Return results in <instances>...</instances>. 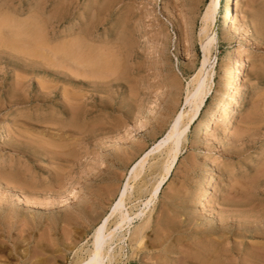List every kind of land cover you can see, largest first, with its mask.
Listing matches in <instances>:
<instances>
[{
  "label": "rangeland",
  "instance_id": "1",
  "mask_svg": "<svg viewBox=\"0 0 264 264\" xmlns=\"http://www.w3.org/2000/svg\"><path fill=\"white\" fill-rule=\"evenodd\" d=\"M209 3L0 0V264L89 259L97 228L127 184L123 210H145L147 227L133 223V232L143 225L142 240L126 239L121 250L114 245L112 264H264V0H243V14L233 19V26H247L252 41L222 37L228 0H221L213 93L233 48L250 59L238 89L253 87L232 133L227 138L222 132L220 108L210 128L217 144L196 133L198 121L170 180L149 208L143 204L168 158V148L167 155L159 151L163 141L190 105ZM232 102L229 97L224 104L228 111ZM145 156L144 171L132 178V166ZM213 160L219 166L208 211L195 201ZM117 219H109L108 229ZM247 224L261 232L244 231Z\"/></svg>",
  "mask_w": 264,
  "mask_h": 264
},
{
  "label": "bare ground",
  "instance_id": "2",
  "mask_svg": "<svg viewBox=\"0 0 264 264\" xmlns=\"http://www.w3.org/2000/svg\"><path fill=\"white\" fill-rule=\"evenodd\" d=\"M211 3H209V6L206 7V10L204 11V15H203V22H202V27L200 30V34L202 36V41L200 40V42H202V50L204 51V59L202 61V63L200 64L201 66L196 70L195 75L193 76L192 81L190 82L189 86L193 87V91L190 92L188 91V99L189 101V107L187 111H184L180 114L179 119H178V125H177V130H175L164 142L165 145L162 146L160 148V152H164L166 148H168L169 152L168 153V158L167 161L163 162V167H162V172L161 175H157L156 182L154 183L151 191H150V197L146 200V203H143L145 208H149V206L152 204L153 201H155L158 198L159 192L161 191V189L164 187L165 184H167V182L170 180L173 171L175 170L177 164H178V160H179V156L182 152V145L183 142H186L187 139V133L189 131V129L194 126L198 121V132L196 130V133L202 134L203 135H208L209 136V141L212 142H208L209 144H214L218 141V138L216 136V134L214 133V131H211V127L214 126V116L216 114V111L218 110V108L221 109L222 111V115H221V120H222V124L224 125V129H223V134L225 137H229L230 133H232V130L234 129V124L236 123V121L238 120L239 114L242 112V108L246 105L247 101H248V96L251 94V92H253V87L252 86H247L246 84L244 86H242V88L240 87L238 89V82H239V76L240 73L243 71H245L246 69H248V67L250 66V59L248 58L249 54L247 51H243L242 55L238 54V51L236 48H233L231 51H229L228 53V62L227 66H229L222 78L220 79L219 82V90L216 91V94L214 95L213 93V83H214V76H215V65H216V56H212V52L213 51H217V46L219 45V35L217 33V28H218V23H219V17H220V6H221V0H210ZM226 5V4H225ZM243 6V0H228V4L225 7L223 13L221 14V24H222V31L224 32V36L222 37H229L232 38L234 36H239V38L243 37L244 39H249V34H248V30H247V26L245 27V25H234L236 26L235 28L233 26V19H237L238 17L241 16V14H243L242 8ZM224 8V7H223ZM235 17V18H234ZM11 20V19H10ZM245 21V20H244ZM13 22V21H12ZM8 23V22H7ZM237 23V21H236ZM241 23H243L241 21ZM249 23V22H248ZM4 24H6L4 22ZM249 27V26H248ZM9 28V27H7ZM12 29V28H11ZM21 29V28H20ZM259 29V27L257 28ZM256 28L254 29L257 30ZM19 30V29H18ZM19 31H17L18 33ZM250 32V31H249ZM257 31H255L256 33ZM254 33V32H253ZM260 33V34H259ZM259 33L257 32V35H261L262 33L259 31ZM20 34V33H19ZM221 35V34H220ZM11 36V35H10ZM41 36V35H40ZM39 36V37H40ZM200 36V35H199ZM232 36V37H231ZM263 36V35H262ZM260 37V36H259ZM242 38V40H243ZM257 38V37H256ZM225 38H223L224 40ZM233 39V38H232ZM245 39V41H246ZM251 41L253 40L252 38H250ZM249 39V40H250ZM264 39V37H263ZM15 40V39H14ZM32 40V39H31ZM37 40V39H36ZM248 40V41H249ZM262 40V39H261ZM24 41V40H23ZM34 41V40H33ZM38 41V40H37ZM244 41V40H243ZM255 41V40H254ZM253 41V42H254ZM11 42V41H10ZM17 42V41H16ZM15 42V43H16ZM258 42V40H257ZM20 43V42H19ZM246 43V42H245ZM249 43V42H247ZM246 43V44H247ZM39 44V43H38ZM32 45V44H31ZM40 45V44H39ZM247 46V45H246ZM13 47V46H10ZM17 48V47H16ZM23 48V47H22ZM27 48V47H26ZM72 48V47H71ZM19 49V48H18ZM25 49V48H24ZM31 50V48H30ZM22 51V50H21ZM33 51V50H32ZM43 51V50H42ZM73 54V53H72ZM36 55V54H35ZM34 55V56H35ZM32 56V55H31ZM41 56V55H40ZM106 56V55H105ZM36 57V56H35ZM34 57V58H35ZM29 58V57H28ZM32 58V57H31ZM86 58V57H85ZM39 59V58H38ZM48 58H46L47 60ZM50 60V59H49ZM103 61V60H102ZM100 62V61H99ZM94 63V62H93ZM54 67V66H53ZM90 68V67H89ZM91 69V68H90ZM193 69V68H192ZM224 70V69H223ZM101 75V74H100ZM98 77V76H97ZM221 77V76H220ZM94 78V77H93ZM209 79V83H207L205 80ZM102 80V79H101ZM208 81V80H207ZM205 82L207 84H209L208 87L205 86ZM241 83V82H240ZM242 84V83H241ZM191 87V89H192ZM190 90V89H189ZM233 92V95H232ZM235 92V94H234ZM212 95V100H211V105L208 107V109L206 111L203 112V106L205 104V101L207 100L208 96ZM231 97L233 100H235V103L232 102L229 109H231V111H228V109L225 107V103L228 100V98ZM257 107V106H256ZM207 108V107H206ZM260 111V110H259ZM249 113V112H248ZM259 113V112H258ZM255 114V113H254ZM253 114V115H254ZM257 114V113H256ZM252 115V116H253ZM262 115V114H261ZM202 116H203V120H202ZM256 118V117H255ZM254 116H253V120H255ZM258 118V117H257ZM251 119V118H250ZM249 119V120H250ZM220 121V119H219ZM255 123V121H248L247 124H252ZM221 123V122H220ZM262 124V123H261ZM246 126V125H245ZM251 126V125H250ZM249 127V126H248ZM248 128H244L241 131V135L243 136L244 132L247 131ZM214 130V129H213ZM212 132V133H211ZM217 132V131H216ZM221 132V133H222ZM239 134V135H240ZM222 135V134H221ZM224 138V137H223ZM231 138V137H230ZM238 138V137H237ZM208 139V138H207ZM220 139V138H219ZM227 141V139H225ZM230 139H228L229 141ZM244 140V138H243ZM162 141V140H161ZM224 141V139L222 140ZM221 142V141H220ZM205 144V143H204ZM215 144V145H216ZM214 147V146H213ZM203 148V147H202ZM206 148V147H205ZM200 149V148H199ZM167 152L165 151L166 155ZM264 154V149L262 150V152ZM162 154V153H161ZM147 155V154H146ZM150 155V154H149ZM148 156L142 157V160L137 162L135 165L132 166L131 169V177L132 178H137V176H139L145 169V162L147 160ZM210 168L207 171V173L205 174V177L203 178V182L201 183V187H200V193L199 196L196 198L195 203L197 204V207H200L201 209H207L208 210V204H209V200H210V192H211V186H212V182L213 179L215 178L216 173L218 172V162L216 160L210 161ZM162 165V163H161ZM156 164L152 163V165H150L149 169L150 172L155 169ZM159 167V166H158ZM160 170V169H159ZM158 172V171H157ZM156 175V174H155ZM153 175V177L155 176ZM203 177V176H202ZM151 178V177H148ZM255 178V177H254ZM202 180V179H200ZM144 181V180H143ZM153 181V179H152ZM200 183V182H199ZM214 183V182H213ZM127 184V183H126ZM149 185L150 182L148 183ZM200 185V184H199ZM198 185V186H199ZM140 187V186H139ZM146 187V186H145ZM246 187V186H245ZM148 188V186H147ZM127 189H128V184L125 187V192L123 193L122 197L119 199V201L115 204V207L113 208V211L111 213V215L105 217L104 219V223L102 224V226L100 228H97V231L94 234V240H93V248L89 254V259L85 260L84 262H82L81 264H112V262L115 260V256H116V250H115V246L117 245L119 246V244L122 241H125L126 239L129 241H137L139 243V241L142 240V231H143V225L145 226L144 222V217L145 215V210L140 211L136 214L133 215H129L127 214V212L125 213V210H123V206H124V202L126 200V194H127ZM144 190V189H143ZM141 189V191H143ZM145 192V190H144ZM143 192V193H144ZM249 192V191H248ZM17 193V192H16ZM212 193V192H211ZM195 194V193H193ZM17 195V194H16ZM217 195V194H216ZM191 198V197H190ZM189 198V199H190ZM213 199V198H212ZM20 200V199H19ZM25 200V199H24ZM28 200V199H27ZM26 200V201H27ZM254 200V199H253ZM18 201V200H17ZM186 201V199H185ZM193 201V200H192ZM28 202V201H27ZM29 203V202H28ZM186 203V202H185ZM243 203V202H242ZM31 204V203H30ZM29 204V205H30ZM33 204V203H32ZM184 203H181L179 205H182ZM34 205V204H33ZM189 205V204H188ZM243 205V204H241ZM247 205V204H246ZM250 205V203L248 204ZM191 206V205H190ZM189 206V207H190ZM193 206V205H192ZM191 206V207H192ZM244 206V205H243ZM254 206V205H253ZM251 206V207H253ZM181 207V206H180ZM186 207V206H185ZM188 207V208H189ZM196 205L194 208H197ZM208 207V208H207ZM212 207V206H211ZM210 207V208H211ZM187 208V207H186ZM250 208V207H249ZM198 209V208H197ZM200 209V210H201ZM244 209V208H243ZM245 209H247L245 207ZM251 209V208H250ZM250 209H248L249 211H251ZM185 210V209H184ZM187 210V209H186ZM210 210V209H209ZM208 210V211H209ZM242 210V209H241ZM247 210V211H248ZM254 210V209H253ZM199 211V209H198ZM204 211V210H203ZM260 211V209H259ZM185 212V211H184ZM196 212V211H195ZM200 212V211H199ZM206 212V211H205ZM211 212V211H210ZM213 212V211H212ZM185 213H188L187 211ZM201 213V212H200ZM256 213V212H255ZM195 214V213H194ZM205 213L203 212L202 215H204ZM213 214V213H212ZM254 214V213H253ZM263 214V213H262ZM116 215L117 221L115 222V228H109L107 227V223L109 221V219ZM210 215V213H209ZM169 216V214H168ZM214 216V215H213ZM204 217V216H203ZM202 217V218H203ZM257 217V216H256ZM262 217V216H261ZM148 218V217H147ZM151 218V216H150ZM149 218V219H150ZM205 219V218H204ZM245 219V218H244ZM254 219V218H253ZM143 221V223H139V227L137 229H135V231L133 232L131 230V226L133 225V223H135L136 221ZM264 220V219H262ZM261 220V221H262ZM146 221V219H145ZM196 221V220H195ZM258 222V220H256ZM198 222V221H197ZM260 222V221H259ZM149 223V221H148ZM196 223V222H195ZM209 223V222H208ZM264 223V222H263ZM141 224V225H140ZM246 224V223H244ZM260 225V223H259ZM248 226V224L246 225ZM251 227V225H249ZM248 229L247 227H243L244 231L249 230L251 228ZM261 226V225H260ZM260 226L258 227V225L254 224V229L255 231L259 230L260 231ZM147 226H145L146 228ZM174 227V226H173ZM258 227L260 229L256 228ZM264 227V226H263ZM262 227V228H263ZM172 228V227H171ZM175 228V227H174ZM173 228V229H174ZM178 228V227H177ZM239 229V228H238ZM253 229V231H254ZM264 229V228H263ZM145 230V229H144ZM252 230V229H251ZM133 232V233H132ZM242 232V231H241ZM247 232V231H246ZM250 233V231H248ZM258 232V231H257ZM245 235V232H242ZM247 233V234H249ZM167 234V233H166ZM246 234V235H247ZM252 234V233H251ZM254 234V233H253ZM259 235V233H257ZM261 234V233H260ZM264 237V232L262 233ZM256 235V236H258ZM129 236V237H127ZM241 236V237H242ZM255 236V235H254ZM261 236V235H259ZM225 238V237H224ZM243 238V237H242ZM255 239V238H254ZM257 239V238H256ZM126 240V241H127ZM264 240V239H263ZM261 241V240H260ZM260 241L258 243H260ZM215 242V240H214ZM127 243V242H126ZM131 244V242H128ZM133 243V242H132ZM256 243V241H255ZM220 244V243H219ZM262 244V243H261ZM123 245V244H122ZM126 245V244H125ZM241 245V244H240ZM237 246V245H236ZM214 247V246H213ZM248 247V246H247ZM250 247V246H249ZM248 247V248H249ZM119 250L122 249V247L119 246ZM225 248V247H224ZM237 248H239L237 246ZM263 248V247H262ZM254 250V248H253ZM261 250V248H260ZM259 250V252H260ZM264 251V249H262ZM256 251V250H255ZM240 252V251H239ZM256 253V252H255ZM258 253V252H257ZM264 253V252H263ZM263 253H259L262 256ZM118 254V253H117ZM228 254V253H227ZM232 254V253H231ZM252 254V253H251ZM261 255H259L258 257H260ZM227 256V255H226ZM261 258V257H260ZM259 258V259H260ZM261 260V259H260ZM258 260V261H260ZM263 260H261L262 262ZM250 262V261H249ZM252 263V262H251ZM257 263V261L255 262ZM264 263V262H263ZM194 264V263H193ZM248 264V263H247ZM259 264V262L257 263Z\"/></svg>",
  "mask_w": 264,
  "mask_h": 264
}]
</instances>
